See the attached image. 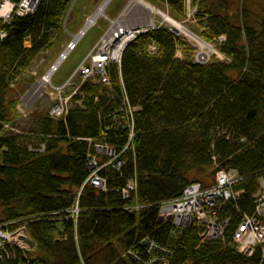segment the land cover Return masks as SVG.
<instances>
[{
    "label": "trees",
    "instance_id": "1",
    "mask_svg": "<svg viewBox=\"0 0 264 264\" xmlns=\"http://www.w3.org/2000/svg\"><path fill=\"white\" fill-rule=\"evenodd\" d=\"M150 1L176 20L186 16L185 0ZM73 3L39 0L0 42V225L26 229L37 244L34 254L0 264H144L143 239L171 250L167 264H264V246L245 257L232 241L264 175V0H239L240 23L227 0H190L200 37L224 60L194 62V48L161 26L127 44L106 70L108 83L85 80L64 116L38 103L29 130L16 131L14 93L33 82L24 74L63 30ZM96 144L114 151L98 159L105 188L85 182ZM229 168L243 194L219 213L229 219L224 239L201 242L196 225L159 221L160 204ZM129 180L135 186L125 197Z\"/></svg>",
    "mask_w": 264,
    "mask_h": 264
},
{
    "label": "built area",
    "instance_id": "2",
    "mask_svg": "<svg viewBox=\"0 0 264 264\" xmlns=\"http://www.w3.org/2000/svg\"><path fill=\"white\" fill-rule=\"evenodd\" d=\"M189 1L187 0V3ZM39 0H1L0 1V42L8 35L7 28L11 24L15 16H24L32 13L37 8ZM5 6V10H2ZM14 9V10H13ZM194 11V8L192 9ZM161 22L149 23L146 27H134L124 32L116 43L111 40H105L102 45H98L94 54H90V63L82 62L80 73L82 77L79 79V86L75 87L78 91L81 84L89 79L96 78L97 81L108 83L107 68L111 63H120L123 50L128 43L136 39L139 34L160 28ZM124 38V39H123ZM223 40L224 37H219ZM123 41L121 42V40ZM108 41V42H106ZM120 51L114 54V51ZM115 55V56H114ZM114 57V58H113ZM198 60V53H196ZM117 58V59H116ZM76 83V82H74ZM76 91H74L76 93ZM66 95L65 103H54L50 114L54 117L64 116L69 108V99L72 98L74 92ZM124 101L130 105L128 97L123 96ZM43 146H41V150ZM114 155V151L102 144L95 145V153L88 156V167L90 170L91 182L101 188H105V179L98 175L97 171L101 166L98 165L99 156ZM109 160L105 164L110 163ZM103 164V166L105 165ZM117 165L119 162L116 163ZM239 181L238 173L235 169L220 170L217 173L214 184L210 186H202L200 183H192L188 185L183 194L173 200L160 204L159 214L174 225L188 228L196 225L200 241L214 240L223 238L225 231L229 225L228 218H221L219 213L223 210L225 204L232 200H238L243 194V189H234L233 186ZM135 183L129 180L126 187L123 188V194L126 197L129 190L134 189ZM253 210L250 213H244L237 227L232 233V241L236 244L238 252L245 257H251L257 247L264 246V175L259 178V186L252 194ZM174 201V202H173ZM173 202V203H172ZM9 231L0 225V259L5 261H14L20 256L27 257L26 239L20 236L19 231ZM23 233V232H22ZM23 238V239H21ZM142 243H146L148 257L143 259L144 264H167V255L171 250L161 245L149 242L143 239ZM136 254H134V257ZM139 260L140 256L137 257ZM18 264H23L19 262ZM25 264H41L38 261H27Z\"/></svg>",
    "mask_w": 264,
    "mask_h": 264
},
{
    "label": "rangeland",
    "instance_id": "3",
    "mask_svg": "<svg viewBox=\"0 0 264 264\" xmlns=\"http://www.w3.org/2000/svg\"><path fill=\"white\" fill-rule=\"evenodd\" d=\"M101 1L102 0H73L74 3L72 4V8L70 7L68 13L66 14L63 20V30L56 34L55 41L53 42V44L41 53L40 57L34 62L32 67L24 74V77L26 79L32 77L33 82L28 85L24 93H21L19 90H17L14 93L15 97L17 98V106H18L17 108L18 114L16 116L13 115L12 117L14 119L13 123H15L13 125H15L18 128L16 131H18L19 129L22 131L29 130V128L32 125L31 113L35 109L38 103H40L42 106H50L51 104L59 103V102L65 103V101H67L66 95L71 94V92L69 91L72 92L76 91L75 87L79 86V83H74V82L75 80H79L81 79L80 77H82L80 73V66L82 62L87 61L88 63H90V58H91L90 54L92 53L94 54L96 47L104 43L105 41L104 35L107 33L111 25V20L119 16V14L126 8L130 0H112L105 10V15L101 16L83 35V37L80 38L76 42V44L72 47L66 59L63 61V63L60 65L57 71L53 74L51 82L50 83L48 82L46 84V88L44 87V89L41 90L36 97L31 98V96H29L28 94L31 87L46 73V71L55 61L59 53L70 42V40H72L73 34L80 30L81 26L84 24L87 17L95 11V9L98 7ZM145 1L148 2L150 5H152L153 7L158 8L162 12L168 13L167 7L164 4L162 5L156 3L154 4L150 0H145ZM238 2L239 0H227V4L224 3L223 5L228 6V10H227L228 13L229 14L234 13V16L237 18V23H240L239 14L238 15L236 14ZM187 6H189V12L187 10L186 16L183 19H178V20L175 19V20L178 21L180 24H182V26H184L185 28L193 31L198 36H200L202 26L199 24V22L196 19H194L193 16L194 14L192 12L193 6H191L190 3ZM73 7L74 9H77L76 12H74ZM129 9L131 10L129 14H127L126 16L127 23L132 24V22L133 21L135 22L136 20L138 21L141 19L145 20L147 16L149 20L151 16L153 17L154 22L156 23L161 22L162 25L166 27L171 26L165 20H163V18L160 15L158 14L149 15L148 12H146L143 8H141L138 5H132ZM0 14H1V9H0ZM129 15H131V18H129ZM148 25L149 24L144 23L137 26L146 27ZM137 26L136 25L130 26L128 30ZM178 36H180L189 46L194 48V50L199 53V49L197 48L195 42L189 41L188 38L182 34H178ZM25 44L26 46L30 45L28 42ZM211 44L214 45L216 48L217 46L216 43H211ZM195 51L188 53L191 59L196 56ZM215 53L209 52V54H207L204 60L201 59L199 60L207 62L209 61V59L210 60L214 59V57L215 59H217V57L219 56L216 57ZM176 57L183 58L184 54L179 51L176 53ZM73 85L75 86L74 88ZM78 91H76V93L74 92V95L77 94ZM72 101L71 99H69L68 102H72ZM135 109L138 108L136 107ZM72 213L76 217V215L79 213V210L74 209ZM3 225H5V223ZM19 229L22 230L21 228ZM19 233H21L20 236L22 235V237L26 239L25 241L27 242V250L32 251V253L34 254L35 251L33 250L35 249V245L31 246L29 244L28 240H30L31 238L28 232L26 231V229L24 231H19ZM220 239H224V237Z\"/></svg>",
    "mask_w": 264,
    "mask_h": 264
},
{
    "label": "bare ground",
    "instance_id": "4",
    "mask_svg": "<svg viewBox=\"0 0 264 264\" xmlns=\"http://www.w3.org/2000/svg\"><path fill=\"white\" fill-rule=\"evenodd\" d=\"M112 0H102L101 3L98 5V7L95 9V11L87 17L85 20L84 24L81 26L80 30L76 33L73 34L72 40L64 47V49L59 53L55 61L52 63V65L49 67V69L46 71V73L37 81L34 83V85L31 87L30 91L28 92L29 96L31 98L36 97L41 90L46 88V84L51 82V79L53 77V74L57 71V69L60 67V65L63 63V61L66 59L68 54L70 53V50L72 47L76 44V42L83 37V35L90 29V27L101 17L105 15V10L109 3ZM132 5H138L141 8H143L146 12H148L149 15L151 14H158L160 15L163 20H165L168 24H170L177 34H182L185 37L188 38L189 41L195 42L197 45V48L199 49L198 53V58L201 60H204L209 54V52H213L219 57H222V55L216 50L218 47L212 45L211 43H208V41L204 40L200 36H198L196 33L193 31L185 28L180 24L178 21H176L174 18L169 16L168 13L162 12L158 8L153 7L150 5L148 2L145 0H130L126 8L117 16L115 19L111 20V25L107 31V33L104 35L105 40H111L113 43H116L120 37H123L121 35L124 34V32H127L128 28L133 25H140V24H149L154 22L153 17L150 16L148 20V16L145 20H136L135 22L133 21L131 23L126 22V16L129 14L130 10L129 9ZM2 10H5V6H3ZM129 18H131V15H129ZM130 22V21H129ZM224 37V36H223ZM124 39V38H123ZM121 40V42L123 41ZM114 51V54H119L120 51ZM195 51V50H194ZM193 51V52H194ZM197 52V51H195ZM114 55V56H115ZM114 58V57H113ZM90 181L91 182V177L90 174L87 176L85 179V182ZM92 183V182H91ZM93 184V183H92ZM75 209H78L77 207Z\"/></svg>",
    "mask_w": 264,
    "mask_h": 264
},
{
    "label": "water",
    "instance_id": "5",
    "mask_svg": "<svg viewBox=\"0 0 264 264\" xmlns=\"http://www.w3.org/2000/svg\"><path fill=\"white\" fill-rule=\"evenodd\" d=\"M173 31L175 32V33H177L176 31H175V29H173ZM162 219L160 218L159 219V221H161ZM29 244L31 245V246H33L34 244H35V242L32 240V239H30L29 241Z\"/></svg>",
    "mask_w": 264,
    "mask_h": 264
}]
</instances>
